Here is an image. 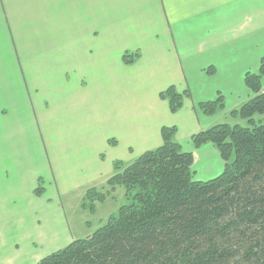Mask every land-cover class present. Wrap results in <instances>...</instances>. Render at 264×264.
Returning <instances> with one entry per match:
<instances>
[{"label":"crops","instance_id":"obj_1","mask_svg":"<svg viewBox=\"0 0 264 264\" xmlns=\"http://www.w3.org/2000/svg\"><path fill=\"white\" fill-rule=\"evenodd\" d=\"M126 52L140 58L125 65ZM263 59L264 0H0V264L77 240L70 196L108 187L114 164L159 148L164 127L190 145L224 122ZM170 87L189 93L174 114L160 98ZM220 94L224 109L204 114ZM191 147L194 169L224 170L213 144Z\"/></svg>","mask_w":264,"mask_h":264},{"label":"trees","instance_id":"obj_2","mask_svg":"<svg viewBox=\"0 0 264 264\" xmlns=\"http://www.w3.org/2000/svg\"><path fill=\"white\" fill-rule=\"evenodd\" d=\"M139 58L126 52L123 62L129 66ZM263 78L264 59L258 72L245 76L252 96L230 113L248 126L220 123L190 139L194 148L209 143L217 148L225 161L221 175L195 181L193 153L174 140L175 127H164L159 148L127 166L114 164L107 195L96 190L86 195L94 211L122 186L131 204L37 264H264V123L256 121L264 116ZM187 97L175 87L160 94L173 114ZM224 105L220 94L199 108L214 115ZM43 191L40 185L36 194Z\"/></svg>","mask_w":264,"mask_h":264},{"label":"rangeland","instance_id":"obj_3","mask_svg":"<svg viewBox=\"0 0 264 264\" xmlns=\"http://www.w3.org/2000/svg\"><path fill=\"white\" fill-rule=\"evenodd\" d=\"M262 83L264 87V78L262 80ZM223 121L224 122L222 123H229L231 125L241 124L243 126H248V121L242 120L240 118H233V117L227 116L226 118H224ZM256 121L264 123V116H256ZM189 144L190 145H188L187 142L181 143L184 151L191 152V151H188V149L192 148L191 146L193 145L190 141H189ZM201 165L203 164H199L197 166V169H194L192 167L194 171L193 179L195 181H209L211 180V178L214 179L218 177L224 171L223 170L217 176H206L202 172ZM89 190H96V192L98 193H104L107 195V191L109 190V187H107V185L104 187L97 186V187L89 188L88 191ZM77 199L78 198L76 196H70V198H68L67 200V203L65 204V209H66L68 226L72 225V228L74 231L73 233L75 237L78 239L86 238V236L90 235L96 229H98L112 215H116L122 206L131 204V201L126 196L125 188L122 186H118L116 188L115 193L111 196H108L105 202L97 203L94 211L91 209V206H90L91 202L87 200L86 197L84 198V201L82 204H79Z\"/></svg>","mask_w":264,"mask_h":264}]
</instances>
